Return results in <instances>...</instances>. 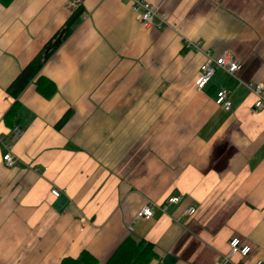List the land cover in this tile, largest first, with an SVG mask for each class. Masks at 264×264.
I'll return each mask as SVG.
<instances>
[{"label":"crops","instance_id":"obj_1","mask_svg":"<svg viewBox=\"0 0 264 264\" xmlns=\"http://www.w3.org/2000/svg\"><path fill=\"white\" fill-rule=\"evenodd\" d=\"M151 1L169 24L144 27L129 0H82L40 71L56 91L45 97L32 82L7 122V87L78 4L0 0V264H60L84 250L103 264L130 235L154 244L150 264H216L232 236L251 246L234 261H264V109L244 85L264 83V0ZM225 49L240 70L218 68L197 90L207 53ZM221 88L230 111L215 103ZM174 195L135 219L146 200Z\"/></svg>","mask_w":264,"mask_h":264},{"label":"built area","instance_id":"obj_2","mask_svg":"<svg viewBox=\"0 0 264 264\" xmlns=\"http://www.w3.org/2000/svg\"><path fill=\"white\" fill-rule=\"evenodd\" d=\"M78 5L81 4L82 0H74ZM133 12L137 15L139 21L144 27H163L169 24L165 18V14L160 12V8L155 5L151 0H129ZM193 46L197 50H201V43H193ZM242 66L241 60L238 56L231 52L229 49H225L221 54L214 56L207 53V60L200 65L198 73L193 77L194 85L197 90H203L212 81V78L218 68H221L228 72L229 74L235 76ZM247 89L256 95V100L254 103V110L264 109V83L262 82H244ZM215 103L222 107L226 111L232 109V100L230 91L221 88L218 89L215 95ZM12 132L15 138L20 137L24 133V129L19 125L15 124L12 127ZM8 151L3 155V161L6 166L13 167L16 163V158L12 154L11 146H6ZM51 193L55 196H59L61 191L57 188L51 190ZM180 202L179 196H170L166 199L163 205H159L155 201L146 200L145 203L135 214V219H150L154 216L156 208L162 210L165 209L167 204H177ZM196 206L191 205L184 210V214L187 216H192L196 213ZM129 230H133L132 226H129ZM229 251L226 255L222 257L221 262L216 264H241L233 260V257L239 256L244 259L249 256L251 252V246L243 241L238 236H232L229 239ZM256 264H264L263 260H257Z\"/></svg>","mask_w":264,"mask_h":264},{"label":"trees","instance_id":"obj_3","mask_svg":"<svg viewBox=\"0 0 264 264\" xmlns=\"http://www.w3.org/2000/svg\"><path fill=\"white\" fill-rule=\"evenodd\" d=\"M84 8L79 4L66 19L61 30H59L42 49L21 69L18 75L7 87V93L14 98V103L5 114V120L11 122L17 115L20 106L19 97L24 89L35 83L38 92L45 97L52 96L56 91V85L52 80L40 74L44 64L50 59L58 47L53 46L54 40L61 31H64L63 39H66L74 30L76 21L83 15ZM68 115L58 122L62 125ZM14 126V125H13ZM157 257L154 244L145 240L138 239L134 236L125 237L111 252L103 264H150ZM98 259L90 252L84 250L78 258L65 257L60 264H98Z\"/></svg>","mask_w":264,"mask_h":264},{"label":"water","instance_id":"obj_4","mask_svg":"<svg viewBox=\"0 0 264 264\" xmlns=\"http://www.w3.org/2000/svg\"><path fill=\"white\" fill-rule=\"evenodd\" d=\"M64 31H61L57 38L53 42V46L58 47L62 43V38H63Z\"/></svg>","mask_w":264,"mask_h":264}]
</instances>
